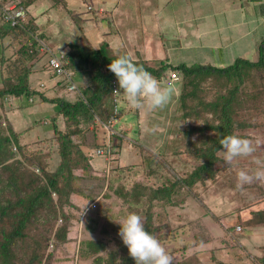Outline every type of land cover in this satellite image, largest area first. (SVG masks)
<instances>
[{"label": "rangeland", "instance_id": "rangeland-1", "mask_svg": "<svg viewBox=\"0 0 264 264\" xmlns=\"http://www.w3.org/2000/svg\"><path fill=\"white\" fill-rule=\"evenodd\" d=\"M173 54L176 59L161 61L173 66L206 62L204 51L182 48ZM253 56L246 59H253ZM208 58L219 67L233 62L220 53H210ZM40 60L47 65L48 54L43 53ZM43 62L41 65L45 69ZM171 72L167 70L160 83L154 82L145 90L157 100L147 102L141 117L136 111L132 114L138 116V124L121 117L129 109L128 99L121 101L117 117L122 119L114 124L113 129L129 139H113L115 158L109 173L104 158L96 154V147L82 148L90 158L94 172L90 169L87 175H83L77 170L75 173L81 180L78 184L73 181L71 186L90 197L79 203L76 199L74 202L70 200L71 204L63 207L62 214L58 211L55 221L46 219L44 211L28 230V238L18 243L22 246L17 249L18 261L25 262L35 247L32 243L26 244L29 238L44 247L45 241L40 243V239L47 236L49 241L40 264H121L124 260L123 264H262L259 259L264 255V229L259 231L260 228L251 225V221L260 223L264 218L257 217L254 212L244 220L241 214L264 201V114L260 111L264 110V93L258 101V108L246 110L245 106L238 113L239 117L234 115L236 120H244L252 126L236 130L238 140L229 142L217 153L219 160L214 165L215 176L196 183L189 190L175 187L167 201L155 198L153 191L177 178L186 177L201 163L191 152L202 144V131L206 137L213 134L207 125L217 123L216 118L207 112L209 110H204L201 105L214 100L212 87L202 89L198 100L189 102L192 109L183 107L179 97L184 81L181 74L178 80L170 81L168 75ZM79 78L80 84H75L77 87L89 83L86 77ZM48 79L53 81L52 86L40 84L43 87L41 93L51 96L55 92V96L70 92L65 91L62 80L51 73ZM254 79L258 87L264 85V72L254 73ZM141 88L137 91L140 92ZM109 100L110 109L107 111L111 116V96ZM186 113H191V117ZM140 121H143L142 128L139 127ZM54 123L62 132L66 131L65 123L58 118ZM48 125L51 126L52 121ZM39 126L45 124L42 122ZM34 132L37 131H31V137ZM95 132L90 125L74 139L86 142ZM38 137L41 140L26 145L29 151L26 154L51 152V156L45 158L44 168L47 172H54L60 160L55 136L50 139H45L44 135ZM30 169L41 176L36 166ZM52 198L56 203L57 196L52 194ZM147 218L153 235L147 241L148 248H143L137 239ZM63 225L67 228L65 242L55 238L56 229ZM236 227H241V232H237ZM88 242L103 245V250L91 254L87 251Z\"/></svg>", "mask_w": 264, "mask_h": 264}, {"label": "trees", "instance_id": "trees-1", "mask_svg": "<svg viewBox=\"0 0 264 264\" xmlns=\"http://www.w3.org/2000/svg\"><path fill=\"white\" fill-rule=\"evenodd\" d=\"M10 29L29 42L32 39L28 23L23 27L16 26ZM25 45L27 47L25 46L26 50L22 58L16 61L13 72L0 88V99L7 96L20 97L36 94L29 90L30 73L25 68V64L36 56V42L31 41L30 45L27 43ZM64 58L65 67L76 75L73 82L80 84L79 77L83 76L89 80V83L80 88L76 85L77 91L72 92H68L66 86L62 85L68 93H59L51 98L39 94L41 100L55 105L57 114L63 117L66 126L65 132L59 131L54 126L57 153L60 156L56 171L47 172L44 168L45 158L51 156V152L26 154L29 152L28 147L19 144L17 135L12 129L3 128L0 125V264H40L42 252L49 241L47 236H42L40 239V243L45 241L44 247L38 246L29 238L26 244L32 243L35 247H32L25 262L18 261L17 249H22L18 243L28 238V230L36 220L42 217L44 211H46L44 213L46 219L55 221L58 211L62 214L63 207L71 204L70 200L76 199L79 203L90 197L82 190L74 189L71 183L74 181L78 184L81 180V177L75 173L77 170H81L83 175H87L90 169L94 172L90 158L82 148L96 147L97 150L100 147L97 133H93L90 140L86 142L75 141L74 136H79L81 130L90 125L96 131V119L104 123L108 122L110 117L108 105L113 81L126 86L134 85L137 91L141 86L159 82L166 71L171 70L178 75L181 74L184 89L179 99L183 107L187 106L191 109L193 107L188 106L189 102L198 100V93L202 89L209 86L214 90V100L210 103H201L204 110L207 108L209 110L207 112L217 120L215 125H207L213 134L206 137L202 131V144L191 152L194 158L201 160V163L186 177L177 178L172 183L153 191L155 198L167 201L171 199L175 187L189 190L196 183L215 176L214 165L219 160L217 153L229 142L238 140L236 130L252 126L244 120H236L234 115L245 106L246 110L258 108V101L264 93V85L258 87L257 80L254 79V73L264 72V38L258 45L257 61L251 62L237 58L232 64L220 68L200 63L190 65L181 63L173 66L161 60L155 62L142 58L133 60L127 55H115L106 42L100 44L97 49L71 44ZM260 111L264 114V110L260 109ZM186 116L191 117V113H186ZM118 138H121L118 133L111 137L113 150V139ZM32 166L39 168L41 176L30 169ZM52 194L57 196L56 203ZM256 216L264 218V212L256 213ZM260 224H264V219L260 223L251 221V225ZM66 229V225L58 227L55 238L65 242ZM152 235L149 218H147L137 242L143 248H148L147 241L152 238ZM88 250L91 254H96L103 250V245L88 242ZM259 261L264 264V255Z\"/></svg>", "mask_w": 264, "mask_h": 264}, {"label": "crops", "instance_id": "crops-1", "mask_svg": "<svg viewBox=\"0 0 264 264\" xmlns=\"http://www.w3.org/2000/svg\"><path fill=\"white\" fill-rule=\"evenodd\" d=\"M0 1L16 3L25 8L26 20L31 29L30 42L34 41L35 37L52 52L63 55L69 51L71 44L97 49L100 44L106 42L115 55L151 61L176 59L174 51L188 48L204 51L206 62L202 63L219 67L214 60L208 58L210 53L228 56L231 62L237 58L246 59L254 54L253 59L247 60L255 62L258 59V45L264 38V0ZM30 42L11 30L10 26L0 24V88L13 72L16 61L22 58L26 50L25 44L30 45ZM36 50V56L25 64L30 73L29 90L36 94L0 99V125L12 129L21 145H30L41 140L38 137L41 135H44L45 139L55 136V118L64 124V119L57 114L55 105L44 102L39 97V94H43L41 89L45 83L52 86L53 81L48 79V75L54 74L46 63L38 61L42 53L38 48ZM42 62L47 69L46 66L45 69L42 67ZM40 84H43V87H40ZM151 84L155 83L142 86L141 91H137L136 98L135 95L131 96L132 98L125 97L128 99V112L131 114L121 112L122 118L138 124L137 118L139 114L141 117L145 113L147 102H155V96L145 91ZM54 94L56 93L53 92L51 96L43 95L51 98ZM145 98L150 100L145 102ZM135 111L138 116L134 114L133 117ZM49 121H52L51 126L48 125ZM42 122L45 126H39ZM142 122H139L140 128L143 127ZM57 129L62 132L60 126H57ZM33 130L37 132L31 137ZM116 132L125 139L126 135L120 131ZM126 153L130 152L126 150ZM254 212H264V201L255 204L254 209L250 211L243 210L241 216L248 220ZM254 227L260 228L259 231L264 229L263 224ZM257 247L259 248V245Z\"/></svg>", "mask_w": 264, "mask_h": 264}, {"label": "built area", "instance_id": "built-area-1", "mask_svg": "<svg viewBox=\"0 0 264 264\" xmlns=\"http://www.w3.org/2000/svg\"><path fill=\"white\" fill-rule=\"evenodd\" d=\"M91 7H88L90 10ZM26 10L19 4L7 3L0 1V24L8 25L10 27H23L27 23ZM36 42V47L40 53L48 54L47 66L54 74L55 77L62 80L67 90L77 91V87L73 82L74 73L69 71L65 65L66 60L62 53L56 54L52 52L48 47H46L42 42L34 37ZM170 81L178 80V73L171 72L168 75ZM43 86V85H41ZM124 90V92H123ZM134 85H122L118 81H113L111 83V101H112V114L108 122H101L99 119L95 120L96 132L98 139L100 138V147L96 150V154L104 158V163L106 166L107 173L110 172L112 164L114 162L115 151L111 148V137L117 135V132L113 129L114 124L118 121V113L120 111L119 104L128 95H135ZM102 133V134H101ZM237 232H241V227H236Z\"/></svg>", "mask_w": 264, "mask_h": 264}]
</instances>
